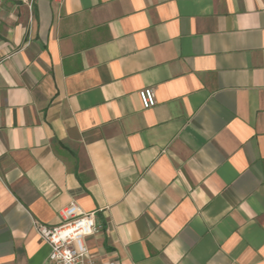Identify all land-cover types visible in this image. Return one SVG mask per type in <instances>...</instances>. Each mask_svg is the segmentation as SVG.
Returning a JSON list of instances; mask_svg holds the SVG:
<instances>
[{
    "label": "crops",
    "instance_id": "obj_1",
    "mask_svg": "<svg viewBox=\"0 0 264 264\" xmlns=\"http://www.w3.org/2000/svg\"><path fill=\"white\" fill-rule=\"evenodd\" d=\"M73 202L99 264H264V0H0V264Z\"/></svg>",
    "mask_w": 264,
    "mask_h": 264
},
{
    "label": "built area",
    "instance_id": "obj_2",
    "mask_svg": "<svg viewBox=\"0 0 264 264\" xmlns=\"http://www.w3.org/2000/svg\"><path fill=\"white\" fill-rule=\"evenodd\" d=\"M144 109L156 105L152 88L139 92ZM60 224L49 226L35 222L38 237L51 248L49 256L53 264H99L91 254L86 239L100 232L95 213L84 212L76 203H71L59 212ZM109 264H116L110 262Z\"/></svg>",
    "mask_w": 264,
    "mask_h": 264
}]
</instances>
